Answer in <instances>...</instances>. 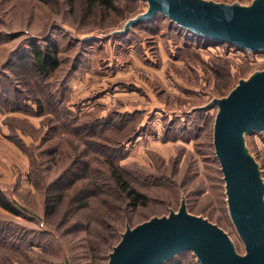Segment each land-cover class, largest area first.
I'll list each match as a JSON object with an SVG mask.
<instances>
[{
	"label": "rangeland",
	"instance_id": "374dc122",
	"mask_svg": "<svg viewBox=\"0 0 264 264\" xmlns=\"http://www.w3.org/2000/svg\"><path fill=\"white\" fill-rule=\"evenodd\" d=\"M209 1L248 6L255 0ZM117 5L100 12L84 0L74 7L67 0H0V138L6 141L0 148L7 153L0 186L21 209L15 215L0 205V226L7 228L0 232V264H108L123 233L178 212L183 201L188 213L220 226L239 255L247 253L214 145L218 106L205 107L264 71V51L206 42L161 13L124 32L150 4ZM32 41L58 46L61 65L47 78L33 73ZM25 51L29 56L21 58ZM244 144L264 181V133L245 134ZM81 156L115 161L148 196L146 205L125 211L98 210L108 228L101 226L97 237L85 221L97 203L88 219L75 216L81 227L67 222L71 187L57 217L45 215L48 186L67 188L74 176H58ZM161 264L200 263L183 251Z\"/></svg>",
	"mask_w": 264,
	"mask_h": 264
},
{
	"label": "water",
	"instance_id": "95a60500",
	"mask_svg": "<svg viewBox=\"0 0 264 264\" xmlns=\"http://www.w3.org/2000/svg\"><path fill=\"white\" fill-rule=\"evenodd\" d=\"M149 9L131 18L124 32L161 13L179 26L250 52L264 51V0L251 5L209 0H145ZM218 106L214 145L221 165L228 207L247 253L239 255L230 236L217 224L187 211L145 221L122 234L108 264H160L193 251L200 264H264V181L259 165L245 149V134L264 133V71L257 72L223 98Z\"/></svg>",
	"mask_w": 264,
	"mask_h": 264
},
{
	"label": "trees",
	"instance_id": "16d2710c",
	"mask_svg": "<svg viewBox=\"0 0 264 264\" xmlns=\"http://www.w3.org/2000/svg\"><path fill=\"white\" fill-rule=\"evenodd\" d=\"M77 1L78 0H67L71 7H74ZM84 2L89 11L97 8L100 12H111L117 9L119 0H84ZM205 41L209 42L212 40L205 38ZM28 52L25 51L21 53L20 56L21 58L30 57L33 62V73L37 78L44 79L51 76L61 65L59 50L56 44H50L46 48H43L36 41H32ZM34 100L41 105V100L39 98H35ZM4 123H9L11 131L14 130V127L11 126L7 117L4 119ZM9 137L12 139L11 135H9ZM60 138L63 139V137ZM90 145L91 147H89V144L88 147L94 150V143L91 142ZM75 151L77 150L75 149ZM79 153L83 154V151H79ZM67 173L74 176L73 179L68 182L67 188L62 187L59 189L56 185L48 186L45 196V215L51 220L57 217L58 206L64 202V198L66 197L63 191L71 187L70 190H74V194L70 198L73 206L66 220L67 222L71 221L72 223L70 225H74L76 228L81 227L83 223L75 216H86L88 219L90 217V211L94 208V203H97V207L94 209V213L90 219L85 220L90 233L95 237L98 236V230L101 229V226L108 228L107 224L102 223L103 219L101 214L98 213V210H102V212L107 215L111 212L125 211L130 206L146 205L148 202V196L131 182L125 175L121 165L109 158L94 162L89 159L88 156L85 159H82L81 156L74 166L72 162L69 167H66L58 178ZM58 181L61 180L59 179ZM56 190L59 192L57 193ZM76 190H78V192H76ZM92 198L93 200L90 201ZM0 205L15 215L21 214V209L19 210L14 203L10 201L1 186ZM83 212H85L84 215ZM64 214L66 215V213ZM6 231V227L0 226V232H4L5 234Z\"/></svg>",
	"mask_w": 264,
	"mask_h": 264
},
{
	"label": "crops",
	"instance_id": "0c3cea01",
	"mask_svg": "<svg viewBox=\"0 0 264 264\" xmlns=\"http://www.w3.org/2000/svg\"><path fill=\"white\" fill-rule=\"evenodd\" d=\"M3 118H4V116H2V118H1V120H3ZM0 120V121H1ZM1 126H3V129L6 131V129H5V127H4V124L3 123H1ZM5 139H2V138H0V142H2L3 144L2 145H6V141H4ZM9 147H10V145H9ZM11 149V148H10ZM12 149H14V148H12ZM21 154H23V153H21ZM24 155V154H23ZM26 156V155H25ZM26 158H27V156H26ZM5 161H7V153H6V151L4 150V149H2V148H0V163H4ZM0 168H3L5 171L7 170V168L5 167V166H3V165H0ZM11 172V171H10ZM7 174V173H6ZM9 174V173H8Z\"/></svg>",
	"mask_w": 264,
	"mask_h": 264
}]
</instances>
